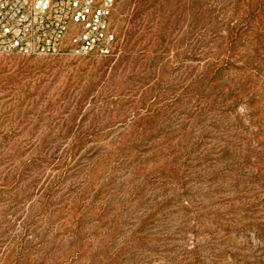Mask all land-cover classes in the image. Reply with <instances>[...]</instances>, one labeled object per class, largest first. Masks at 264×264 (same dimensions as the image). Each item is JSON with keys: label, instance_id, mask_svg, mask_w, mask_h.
I'll list each match as a JSON object with an SVG mask.
<instances>
[{"label": "rangeland", "instance_id": "obj_1", "mask_svg": "<svg viewBox=\"0 0 264 264\" xmlns=\"http://www.w3.org/2000/svg\"><path fill=\"white\" fill-rule=\"evenodd\" d=\"M111 55L0 54V264H264V0H117Z\"/></svg>", "mask_w": 264, "mask_h": 264}, {"label": "built area", "instance_id": "obj_2", "mask_svg": "<svg viewBox=\"0 0 264 264\" xmlns=\"http://www.w3.org/2000/svg\"><path fill=\"white\" fill-rule=\"evenodd\" d=\"M117 0H0V54L54 55L69 41L80 54L116 48Z\"/></svg>", "mask_w": 264, "mask_h": 264}]
</instances>
